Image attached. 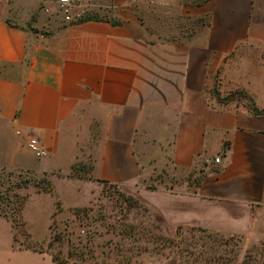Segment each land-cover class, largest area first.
<instances>
[{
	"label": "crops",
	"instance_id": "1",
	"mask_svg": "<svg viewBox=\"0 0 264 264\" xmlns=\"http://www.w3.org/2000/svg\"><path fill=\"white\" fill-rule=\"evenodd\" d=\"M81 2L92 15L69 24L51 0H0V170L86 161L124 184L168 166L190 189L170 195L175 223L264 237V0ZM231 89L249 100H220ZM14 241L0 218V258L56 264Z\"/></svg>",
	"mask_w": 264,
	"mask_h": 264
},
{
	"label": "rangeland",
	"instance_id": "2",
	"mask_svg": "<svg viewBox=\"0 0 264 264\" xmlns=\"http://www.w3.org/2000/svg\"><path fill=\"white\" fill-rule=\"evenodd\" d=\"M224 98L249 100L239 89ZM90 169L91 162L78 161L57 177L0 170V218L12 223L14 247L45 250L67 264H264V237L202 231L170 218V195L190 190L170 167L124 184L96 183ZM35 193L46 195L29 197ZM21 256L12 263L1 257L0 264H43Z\"/></svg>",
	"mask_w": 264,
	"mask_h": 264
},
{
	"label": "built area",
	"instance_id": "3",
	"mask_svg": "<svg viewBox=\"0 0 264 264\" xmlns=\"http://www.w3.org/2000/svg\"><path fill=\"white\" fill-rule=\"evenodd\" d=\"M54 5V13L59 15L64 23H74L92 15L87 3L81 0H51ZM45 12H50L47 6L42 7ZM20 134V131H16ZM26 146L36 158H43L47 155V149L40 138L28 135ZM214 162L220 161V156H216ZM209 162V160L207 161ZM83 232V231H82Z\"/></svg>",
	"mask_w": 264,
	"mask_h": 264
},
{
	"label": "trees",
	"instance_id": "4",
	"mask_svg": "<svg viewBox=\"0 0 264 264\" xmlns=\"http://www.w3.org/2000/svg\"><path fill=\"white\" fill-rule=\"evenodd\" d=\"M215 94L218 95L219 93L216 92ZM223 98H224V97H223ZM220 100H225V98H224V99H220ZM74 166H75V164L72 166V168H73ZM72 168H71V169H72ZM3 170H4V169H3ZM90 170H91V169H90ZM181 229H182V226H181V225L178 226V230H177V232L179 233ZM199 229L202 230V231H206V230H207V229L202 228V227H201V228L199 227ZM15 240H16V239H15ZM52 259L54 260V262H56V264H67V261L59 260L58 257H57V255H52ZM245 263L247 264V261L244 262V264H245Z\"/></svg>",
	"mask_w": 264,
	"mask_h": 264
}]
</instances>
